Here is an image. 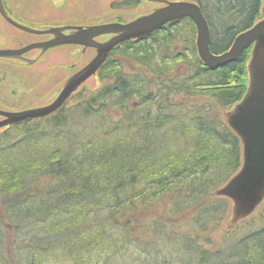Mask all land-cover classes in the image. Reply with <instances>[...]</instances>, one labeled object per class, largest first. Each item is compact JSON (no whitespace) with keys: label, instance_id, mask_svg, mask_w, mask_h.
I'll return each mask as SVG.
<instances>
[{"label":"trees","instance_id":"obj_1","mask_svg":"<svg viewBox=\"0 0 264 264\" xmlns=\"http://www.w3.org/2000/svg\"><path fill=\"white\" fill-rule=\"evenodd\" d=\"M193 1L214 53L261 18L262 0ZM182 23L120 44L99 88L0 133V264H119L130 250L141 264H264V225L211 237L230 208L214 192L242 164L222 109L246 91L250 49L210 68L194 39L174 47Z\"/></svg>","mask_w":264,"mask_h":264},{"label":"water","instance_id":"obj_2","mask_svg":"<svg viewBox=\"0 0 264 264\" xmlns=\"http://www.w3.org/2000/svg\"><path fill=\"white\" fill-rule=\"evenodd\" d=\"M165 4L127 23L57 27L37 30L14 21L0 0L1 14L15 26L35 33L50 32L55 38L46 45L79 43L96 49L92 61L71 76L63 85L56 99L46 106L19 112L0 110L6 119L0 128L13 126L30 119L46 117L59 110L87 79L95 75L105 64L111 51L128 40H137L151 35L168 23L190 18L197 29L196 47L202 62L210 68H219L237 61L244 50L252 46L247 63L249 85L242 99L226 112L227 125L239 136L242 143V164L229 180L219 187L214 195L230 201V224H236L250 216L264 201V0L262 18L249 29L240 32L228 50L214 53L210 48L211 28L200 5L191 0H149ZM64 29L70 33L65 34ZM109 35L107 40L96 38ZM13 50H0V56H12Z\"/></svg>","mask_w":264,"mask_h":264},{"label":"flooded vegetation","instance_id":"obj_3","mask_svg":"<svg viewBox=\"0 0 264 264\" xmlns=\"http://www.w3.org/2000/svg\"><path fill=\"white\" fill-rule=\"evenodd\" d=\"M140 2L141 0H120L118 7L130 9L138 7ZM157 3L160 7L165 5L160 2ZM3 4L7 14L14 21L37 30H48L57 27L66 28L75 25V23L72 22H54L45 24L33 22L28 19V10L23 11L20 9V11L14 15L12 14V11L15 9L9 8L6 5L5 0H3ZM154 9L155 7L149 9L146 13ZM0 15L3 17L1 12ZM4 19L14 28L11 30V32H14L10 37H7L6 35L4 37L2 35L0 36V50H13L15 52L12 56H0V74L2 75V77H0V110L2 111L19 112L49 105L52 102L40 103L39 101L52 96L53 100H55L59 94L61 86L67 82L71 75L73 76L88 65L97 54V51L94 48L95 55L92 58L90 57L88 62L83 63L79 69L75 70L77 65L74 61L76 53L78 52L82 56H86V54L90 55V50L93 49V47L79 43H62L53 46L46 45L55 38L53 33L29 32L15 26L5 17ZM114 22L127 23L130 21L125 18H117ZM81 25L89 24L81 23ZM63 32L69 34L70 30L64 29ZM101 37L104 39L100 40L102 39ZM108 37L109 35H102L96 39L98 41H105ZM61 59L64 60V64L58 62L61 61ZM70 71L74 72L68 74V76L65 75L66 77L63 78L61 82H58L59 73L67 74V72ZM46 85H49L50 88L51 86L52 88L53 86L55 87L52 90H49ZM70 99L68 102H70ZM52 115L40 119H46ZM4 119H6V117L0 114V122ZM40 119H30L24 122ZM11 127L13 126H5L0 129H3L4 132Z\"/></svg>","mask_w":264,"mask_h":264},{"label":"rangeland","instance_id":"obj_4","mask_svg":"<svg viewBox=\"0 0 264 264\" xmlns=\"http://www.w3.org/2000/svg\"><path fill=\"white\" fill-rule=\"evenodd\" d=\"M119 1L120 0H5L6 5L9 8L16 10V11L15 10L12 11V14L15 15L16 13L20 11V9H22L23 11L28 10V14H29L28 19H30L33 22L44 23V24L54 23V22H72V23H75L74 26H82V27L83 26L86 27L90 25L105 24V23H113L114 21L117 20V18H125L126 20L132 21L135 18L143 14H146V11H148L149 9H152L153 7L157 8L159 6L157 2H152L149 0H141L138 7L125 9V8L118 7ZM186 19H183L182 26L179 30L180 32L178 31V34L180 37L179 41H181V44H176L174 46L178 50L179 49L182 50L185 47L186 39H190V40L194 39L195 41L194 43L196 44V38H197L196 26L195 24L193 26V24L189 20H186ZM81 23H85L89 25H81ZM12 29L14 28L4 19V16L2 17L0 15V36L1 35L3 37L5 35L7 37L12 36L11 34H13L14 32V31L11 32ZM103 39L104 38L100 40H103ZM94 55H95L94 48L90 50V55L86 54V56H82L80 55V53L77 52L76 57L74 59V61L77 64L75 70L79 69L83 65V63L88 62L90 57L92 58ZM63 61L64 60L61 59V61H58V62L60 64H64L65 62ZM124 66L127 70H134L138 68V66L134 65L131 62H126ZM182 67H184V65L179 66L180 69ZM73 72L74 71H70V72H67V74L59 73L58 82H61L63 78L68 76V74H72ZM0 77H2L1 74H0ZM248 78H249V75L247 72V77L240 78V81L248 85ZM101 83H102L101 79L99 78L98 73H96V75H93L92 77L87 79V81H85L79 87L77 92L74 93L73 97L70 99L69 103L72 104L76 100L81 99L79 97V93L81 92L82 93L93 92L94 90H96L97 88L101 86ZM59 84H62V83H59ZM63 85L61 86V89ZM46 86H48L49 90H52L55 87L53 86L52 88L51 86L50 88L49 85H46ZM53 101L54 100L52 96V97H47V99L46 98L42 99L39 102L47 103V102H53ZM231 109H232V106L222 109V114H223L224 119H225L226 112H228ZM2 132H3V129H0V133ZM230 210L227 213L225 219L221 222L220 228L216 230L215 232H213V234L211 235L214 241L216 240L218 242L221 235L227 233L231 229L235 230L234 233L241 232V231L246 232V231H250L252 229H256L264 225V201L258 206V208L250 216H248L246 219L236 224H233V225L230 224V218H231ZM192 226H193L192 221H190L189 219L188 221L182 220L180 222V225L175 226L174 233H176V236L181 237L184 234L191 233V231L188 229H190ZM147 235L151 237L154 235V232L148 228ZM24 237L26 236L24 235ZM148 247L149 248H145L146 251L148 249V251L146 252V257H149L150 254L152 253V250L149 245ZM140 255L141 257H145L143 253L138 252L137 250H134V251L130 250V253H127L123 258L124 260L122 259L119 264H141V259H139Z\"/></svg>","mask_w":264,"mask_h":264},{"label":"bare ground","instance_id":"obj_5","mask_svg":"<svg viewBox=\"0 0 264 264\" xmlns=\"http://www.w3.org/2000/svg\"><path fill=\"white\" fill-rule=\"evenodd\" d=\"M67 102H68V101H67ZM67 102H66V103H67ZM66 103H65V104H66ZM68 103H69V102H68ZM65 104H64V105H65Z\"/></svg>","mask_w":264,"mask_h":264}]
</instances>
